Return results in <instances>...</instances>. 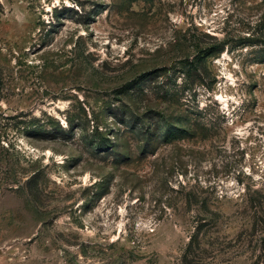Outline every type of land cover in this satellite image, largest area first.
<instances>
[{
    "label": "rangeland",
    "instance_id": "obj_1",
    "mask_svg": "<svg viewBox=\"0 0 264 264\" xmlns=\"http://www.w3.org/2000/svg\"><path fill=\"white\" fill-rule=\"evenodd\" d=\"M263 55L264 0H0V264H264Z\"/></svg>",
    "mask_w": 264,
    "mask_h": 264
},
{
    "label": "trees",
    "instance_id": "obj_2",
    "mask_svg": "<svg viewBox=\"0 0 264 264\" xmlns=\"http://www.w3.org/2000/svg\"><path fill=\"white\" fill-rule=\"evenodd\" d=\"M222 48L221 47H218V48H215L214 51H221ZM260 62L264 61V55L262 56V58L259 60ZM191 62V63H190ZM187 63H190L188 68H186V71L185 73H189L191 70H193L195 68V66L197 65H201V58H200V55H198V57L195 59V60H189L187 61ZM164 135L166 137H180L181 135V129H178L177 127L175 128H171L169 126H167L166 130L164 131Z\"/></svg>",
    "mask_w": 264,
    "mask_h": 264
}]
</instances>
